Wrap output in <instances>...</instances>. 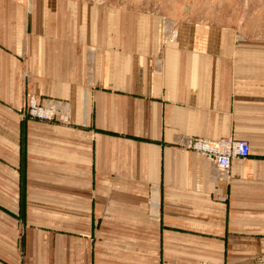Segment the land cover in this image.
<instances>
[{
  "label": "crops",
  "instance_id": "1",
  "mask_svg": "<svg viewBox=\"0 0 264 264\" xmlns=\"http://www.w3.org/2000/svg\"><path fill=\"white\" fill-rule=\"evenodd\" d=\"M263 3L0 0V264H264Z\"/></svg>",
  "mask_w": 264,
  "mask_h": 264
},
{
  "label": "built area",
  "instance_id": "2",
  "mask_svg": "<svg viewBox=\"0 0 264 264\" xmlns=\"http://www.w3.org/2000/svg\"><path fill=\"white\" fill-rule=\"evenodd\" d=\"M25 112L34 119L42 121L66 122L60 107L55 102L39 104L35 97H30ZM183 146L200 154L214 164L219 172L227 178L231 162L234 159L245 160L251 155V147L245 140L234 139H185Z\"/></svg>",
  "mask_w": 264,
  "mask_h": 264
},
{
  "label": "rangeland",
  "instance_id": "3",
  "mask_svg": "<svg viewBox=\"0 0 264 264\" xmlns=\"http://www.w3.org/2000/svg\"><path fill=\"white\" fill-rule=\"evenodd\" d=\"M263 2H264V0H263ZM262 9H263V19H264V3H263Z\"/></svg>",
  "mask_w": 264,
  "mask_h": 264
}]
</instances>
